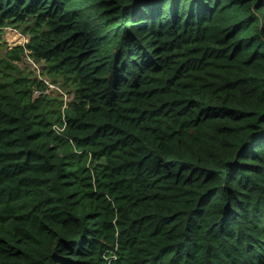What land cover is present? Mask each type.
Wrapping results in <instances>:
<instances>
[{
  "label": "trees",
  "instance_id": "trees-1",
  "mask_svg": "<svg viewBox=\"0 0 264 264\" xmlns=\"http://www.w3.org/2000/svg\"><path fill=\"white\" fill-rule=\"evenodd\" d=\"M10 24L0 264H264V0H0Z\"/></svg>",
  "mask_w": 264,
  "mask_h": 264
},
{
  "label": "rangeland",
  "instance_id": "rangeland-1",
  "mask_svg": "<svg viewBox=\"0 0 264 264\" xmlns=\"http://www.w3.org/2000/svg\"><path fill=\"white\" fill-rule=\"evenodd\" d=\"M20 30L22 33L26 34L22 28L14 26L13 24L0 26V68L4 67V62L2 59L5 57L7 50L13 48L15 45V35L11 30ZM27 35V34H26ZM11 62L18 66L22 75L27 77H37L43 79L42 67L46 64L43 61H36L28 54H23L19 60H11ZM44 82L49 88L45 93L49 95L50 98L63 97L64 107L67 106L68 101L72 97V92L70 88L65 85L64 80H59L57 83H53L51 79L44 78ZM35 93L40 95L44 93L42 89H36Z\"/></svg>",
  "mask_w": 264,
  "mask_h": 264
},
{
  "label": "built area",
  "instance_id": "built-area-1",
  "mask_svg": "<svg viewBox=\"0 0 264 264\" xmlns=\"http://www.w3.org/2000/svg\"><path fill=\"white\" fill-rule=\"evenodd\" d=\"M15 35V45H25L29 41V36L18 30H11ZM115 258V256H114Z\"/></svg>",
  "mask_w": 264,
  "mask_h": 264
}]
</instances>
